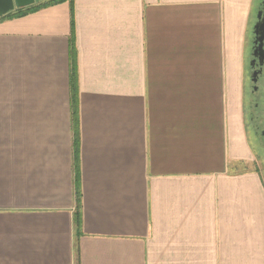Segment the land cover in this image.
<instances>
[{"label": "crops", "instance_id": "1", "mask_svg": "<svg viewBox=\"0 0 264 264\" xmlns=\"http://www.w3.org/2000/svg\"><path fill=\"white\" fill-rule=\"evenodd\" d=\"M48 1L0 17V264H264L254 0Z\"/></svg>", "mask_w": 264, "mask_h": 264}, {"label": "rangeland", "instance_id": "2", "mask_svg": "<svg viewBox=\"0 0 264 264\" xmlns=\"http://www.w3.org/2000/svg\"><path fill=\"white\" fill-rule=\"evenodd\" d=\"M262 0H254L251 10L249 31L253 37V28L257 21V14ZM246 56V67L249 68L251 62ZM253 85L256 89H253ZM245 110H246V132L250 146L255 155V168L260 170L264 178V65L262 74L255 84L249 79L246 80Z\"/></svg>", "mask_w": 264, "mask_h": 264}, {"label": "trees", "instance_id": "3", "mask_svg": "<svg viewBox=\"0 0 264 264\" xmlns=\"http://www.w3.org/2000/svg\"><path fill=\"white\" fill-rule=\"evenodd\" d=\"M65 0H49L46 4H53ZM40 2V1H39ZM44 4H36L26 8H18L14 13L7 14V17H19L37 10ZM72 74H71V101H72V127H73V165L75 174V210H74V224L77 232L80 231L81 226V190H80V157H79V117H78V92H77V76L74 69V48L72 44Z\"/></svg>", "mask_w": 264, "mask_h": 264}, {"label": "water", "instance_id": "4", "mask_svg": "<svg viewBox=\"0 0 264 264\" xmlns=\"http://www.w3.org/2000/svg\"><path fill=\"white\" fill-rule=\"evenodd\" d=\"M40 0H0V17L13 11L16 8L27 7ZM262 10L258 11L257 21L253 28L255 36V44H257L260 50L259 54H255V57L259 56V64L264 62V0L262 2Z\"/></svg>", "mask_w": 264, "mask_h": 264}, {"label": "flooded vegetation", "instance_id": "5", "mask_svg": "<svg viewBox=\"0 0 264 264\" xmlns=\"http://www.w3.org/2000/svg\"><path fill=\"white\" fill-rule=\"evenodd\" d=\"M262 2L261 1V6L259 8V11L262 10ZM260 50L257 47V44H255V36L253 37V45H252V51H251V64H250V80L252 81V84H255L262 74V65L259 64V56L255 57V54H259ZM264 63V62H263ZM253 89H256V86L253 85Z\"/></svg>", "mask_w": 264, "mask_h": 264}]
</instances>
